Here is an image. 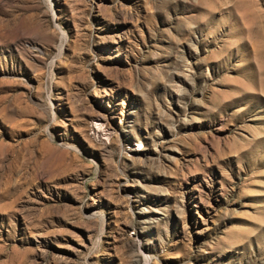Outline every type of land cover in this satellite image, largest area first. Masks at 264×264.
I'll return each mask as SVG.
<instances>
[{
  "label": "rangeland",
  "instance_id": "obj_1",
  "mask_svg": "<svg viewBox=\"0 0 264 264\" xmlns=\"http://www.w3.org/2000/svg\"><path fill=\"white\" fill-rule=\"evenodd\" d=\"M0 264H264V0H0Z\"/></svg>",
  "mask_w": 264,
  "mask_h": 264
}]
</instances>
